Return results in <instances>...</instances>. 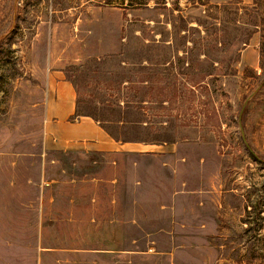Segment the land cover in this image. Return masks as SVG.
<instances>
[{"label":"rangeland","instance_id":"obj_1","mask_svg":"<svg viewBox=\"0 0 264 264\" xmlns=\"http://www.w3.org/2000/svg\"><path fill=\"white\" fill-rule=\"evenodd\" d=\"M66 79L161 142L70 145ZM263 117L264 0H0V264H264Z\"/></svg>","mask_w":264,"mask_h":264},{"label":"crops","instance_id":"obj_2","mask_svg":"<svg viewBox=\"0 0 264 264\" xmlns=\"http://www.w3.org/2000/svg\"><path fill=\"white\" fill-rule=\"evenodd\" d=\"M48 102V114L55 119L57 133L70 145H83L88 150L115 152L117 145H129L137 142H118L111 137L98 122L89 116L74 118L77 107V93L69 80L58 82L57 92ZM69 118L76 120L68 121ZM262 141L264 143V117L262 118ZM74 147V146H72Z\"/></svg>","mask_w":264,"mask_h":264},{"label":"trees","instance_id":"obj_3","mask_svg":"<svg viewBox=\"0 0 264 264\" xmlns=\"http://www.w3.org/2000/svg\"><path fill=\"white\" fill-rule=\"evenodd\" d=\"M110 102V101H108ZM144 102H141L143 104ZM110 116L114 119L104 120L94 113H83L81 111V94L77 96V107L74 118L89 116L93 118L100 126L118 142H142L145 144H157L160 140L150 138H140L138 135H129L130 133H141L142 129H147L149 123L145 120L147 115L145 107L132 108L126 113L122 110H115L114 102L109 106ZM116 112L118 114H116ZM112 125V126H110Z\"/></svg>","mask_w":264,"mask_h":264}]
</instances>
